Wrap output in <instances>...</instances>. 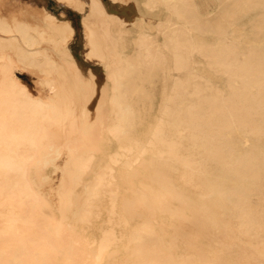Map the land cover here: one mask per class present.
<instances>
[{
	"label": "bare ground",
	"instance_id": "1",
	"mask_svg": "<svg viewBox=\"0 0 264 264\" xmlns=\"http://www.w3.org/2000/svg\"><path fill=\"white\" fill-rule=\"evenodd\" d=\"M111 1L0 0V264H264V0Z\"/></svg>",
	"mask_w": 264,
	"mask_h": 264
},
{
	"label": "rangeland",
	"instance_id": "2",
	"mask_svg": "<svg viewBox=\"0 0 264 264\" xmlns=\"http://www.w3.org/2000/svg\"><path fill=\"white\" fill-rule=\"evenodd\" d=\"M105 2L108 5L113 4L111 0H105ZM24 5H26V7H33L36 9H41L42 7L41 5H44L47 7V9H49L50 11L56 14H60L61 11H63V9L59 5H57L55 0H4V6L9 8V10H12L15 12L24 8ZM115 7L117 8L118 12L125 13L128 16V19L131 21H135L141 13V7L136 0H118L115 3ZM70 17L74 21L73 23H74V27L76 28V38L80 40L82 37V29L79 23V16L77 14H71ZM250 17H251L250 14H247L245 17L242 18V22L245 25L246 31H248V28H249ZM147 20L150 22H154L156 21V18L154 16H147ZM207 40L211 41L213 40V37L207 36ZM197 59H201V58H197ZM203 64L204 63L195 64L196 65L195 69L198 71L203 70L204 69L202 66ZM209 75L211 76V78H213L212 79L213 82L218 83V84L224 83V80L220 76H214V74H209ZM17 76L22 78L23 80L27 78V76L22 72H17ZM28 82L31 83L30 80H28Z\"/></svg>",
	"mask_w": 264,
	"mask_h": 264
},
{
	"label": "crops",
	"instance_id": "3",
	"mask_svg": "<svg viewBox=\"0 0 264 264\" xmlns=\"http://www.w3.org/2000/svg\"><path fill=\"white\" fill-rule=\"evenodd\" d=\"M198 1H199V0H197V2H198ZM205 5H210V6L214 7V6H215V2H212V0H207V2H205ZM164 14L167 15V13H164Z\"/></svg>",
	"mask_w": 264,
	"mask_h": 264
}]
</instances>
